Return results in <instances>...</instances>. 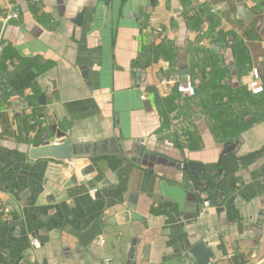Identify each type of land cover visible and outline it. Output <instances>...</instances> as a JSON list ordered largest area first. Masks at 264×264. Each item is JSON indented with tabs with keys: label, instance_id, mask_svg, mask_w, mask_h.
I'll use <instances>...</instances> for the list:
<instances>
[{
	"label": "crops",
	"instance_id": "0c3cea01",
	"mask_svg": "<svg viewBox=\"0 0 264 264\" xmlns=\"http://www.w3.org/2000/svg\"><path fill=\"white\" fill-rule=\"evenodd\" d=\"M0 17V264H197L199 241L209 264H264V0H0ZM185 68L194 96L165 83ZM65 139L71 161L30 158Z\"/></svg>",
	"mask_w": 264,
	"mask_h": 264
},
{
	"label": "water",
	"instance_id": "95a60500",
	"mask_svg": "<svg viewBox=\"0 0 264 264\" xmlns=\"http://www.w3.org/2000/svg\"><path fill=\"white\" fill-rule=\"evenodd\" d=\"M236 15L238 18H241L243 21L247 22L252 17V13L249 9L245 6H239L237 8ZM5 27V20L0 17V37ZM187 69L185 68L181 71L178 75L181 77V82L185 83L188 80L186 75ZM8 72L5 74V78H7ZM149 104V102H145V105ZM126 151V155L131 157V161L137 165L141 164L142 159L149 160L151 151L146 149V144L144 140H135L129 146V149H123ZM75 154V149L71 146L69 140L65 139L58 143H52L49 140H44L41 142L39 146L32 147L29 149V156L30 158L36 159H54L58 162L63 161H71L72 156ZM182 168H191L196 169L197 166L193 163L184 164L179 162ZM81 173H84L81 171ZM76 180V175L73 174L71 178V182ZM129 212L125 211L121 214L125 219L128 218ZM131 216L135 217L134 214ZM102 233V223L99 219H95L92 224L83 232H78L75 234L76 238L78 239L79 247L83 249L84 247L88 246L92 241L98 238ZM189 254L196 258L197 264H209L211 259H215V255L213 254L212 250L206 246L203 241H199L193 246H191L188 250ZM237 255V253H236Z\"/></svg>",
	"mask_w": 264,
	"mask_h": 264
},
{
	"label": "built area",
	"instance_id": "2783aa9c",
	"mask_svg": "<svg viewBox=\"0 0 264 264\" xmlns=\"http://www.w3.org/2000/svg\"><path fill=\"white\" fill-rule=\"evenodd\" d=\"M220 9V6H214L210 9L212 13H215L217 10ZM17 14H12L7 17V19L10 18H16ZM153 20V18H151ZM152 31L155 32H160L161 27H154L153 24L151 23ZM251 77L252 80L249 83V88L253 93H259L262 91V86L259 84V73L256 68H253L251 71ZM165 83H167L170 87L174 88V90L181 96H194L195 95V88L190 79H188L185 83L181 82V77L174 73L173 75L169 76L166 80ZM210 205L209 200L204 199L203 200V206L208 207ZM31 244L34 247H37L39 245V242L37 239H32ZM258 264V263H256Z\"/></svg>",
	"mask_w": 264,
	"mask_h": 264
},
{
	"label": "trees",
	"instance_id": "16d2710c",
	"mask_svg": "<svg viewBox=\"0 0 264 264\" xmlns=\"http://www.w3.org/2000/svg\"><path fill=\"white\" fill-rule=\"evenodd\" d=\"M191 82H192V84L194 85L195 93H196V86H195V84H194V82H193L192 80H191ZM225 88H226V87H225ZM262 91H263V86H262ZM250 93H251L250 91L247 92V91H245V90H244V91L241 90V91H240V94H241L240 96H242V97H247L248 95L252 96L251 94H252L253 92H252L251 94H250ZM221 96H222V95H221ZM224 96H227V92L225 93Z\"/></svg>",
	"mask_w": 264,
	"mask_h": 264
}]
</instances>
